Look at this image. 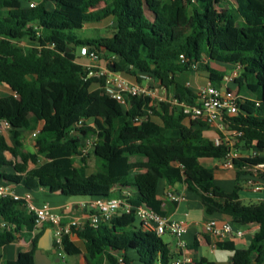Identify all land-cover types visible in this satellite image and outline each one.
I'll return each mask as SVG.
<instances>
[{"label": "trees", "instance_id": "1", "mask_svg": "<svg viewBox=\"0 0 264 264\" xmlns=\"http://www.w3.org/2000/svg\"><path fill=\"white\" fill-rule=\"evenodd\" d=\"M33 1L37 3L29 8ZM108 20L114 24L111 36H78L84 26ZM21 41L45 46L25 49ZM83 46L103 54L112 72L140 84V75L149 76L187 105H195L197 97L181 82L182 74L205 70L219 87L225 74L210 63L239 67L234 83L244 99L238 113L224 121V131L240 153L232 161L233 190L219 187L213 170L200 164L224 160L230 153V147L208 138L207 124H190L179 108L151 104L148 97L127 96L124 107L104 94L103 80L94 89L76 54ZM0 85L12 94L0 100V122L10 125L12 139L10 143L0 133V184L46 189L88 203L129 191L134 193L131 206L166 215L159 183H183L207 215L227 216L239 227L258 226L246 249L232 242L216 244L231 252V264H264V202H238L241 178L259 175L264 180V169L256 170L264 165V0H0ZM37 129L35 152H26L22 136ZM86 139L94 144L84 154ZM40 156L49 162L44 168L38 167ZM90 158L96 167L88 174ZM175 207L172 203L170 210ZM0 218L16 227L0 231V248L34 227L24 203L9 198H0ZM73 235L84 244L87 264H119V259L130 264L131 254L140 264L172 260L168 245L143 231L133 212H120L97 228L86 225ZM41 236L31 239L30 251L19 254L18 264H36ZM63 245L66 255L81 254L69 236ZM196 264L215 263L202 257Z\"/></svg>", "mask_w": 264, "mask_h": 264}, {"label": "built area", "instance_id": "2", "mask_svg": "<svg viewBox=\"0 0 264 264\" xmlns=\"http://www.w3.org/2000/svg\"><path fill=\"white\" fill-rule=\"evenodd\" d=\"M29 8L35 6V2L28 4ZM180 62H185V58L180 55ZM78 61L87 73L86 79L97 78L103 80L102 89L104 94L110 99L116 101L120 105L127 107L126 97H148L151 104L154 102H164L171 106V108H179L180 111L192 120H199L207 124L211 129L218 132L222 137L216 136L213 138L214 144H224L230 147V153L224 159V166L233 168V159L238 158L239 152L234 149V143L229 139L224 131V121L226 117L234 116L238 113V102L244 97L238 93L237 90L227 87L228 84L234 83V80L240 74V68L236 67L229 75L223 77L221 86H215L207 83L195 90L196 104L187 105L175 98L174 93L168 91L160 83L154 81L149 76L140 75V78L146 82L145 85L137 81H130L124 74L115 73L110 70L109 62L106 61L102 65L101 55L96 50H91L86 46L79 48ZM82 126V122L78 123V127ZM10 125L6 121L0 122V133L5 136L9 133ZM39 130L30 133L31 138H35ZM235 137H240L241 133H235ZM94 144L93 139H86L85 146L82 148V153H86ZM256 155V151L251 152ZM264 165H258L256 170L262 171ZM257 176V175H255ZM259 177V176H258ZM248 186H251L255 192L261 191L263 186L260 182H256L253 178L246 181ZM115 191V189L113 190ZM132 193L129 191H122L114 197L107 198L100 201H91L87 204L88 213L81 217H73L67 223L63 222V214L54 210L47 204L36 206L32 202L29 192L21 195L17 194L13 188L0 184V198L11 199L13 201L23 202L26 211L32 215L34 220V227L31 232L32 238L37 236L41 230L47 225L52 233V246L55 253L58 251L65 254L63 239L64 236H70L73 231H80L84 226L88 225L91 228H97L100 224L110 222L119 212L135 214L138 225L143 231L151 232L157 236L168 234L176 240V246L183 248L184 244L181 241L182 236L186 233L184 223L171 220L169 217L161 215L160 213L147 208L144 205L133 207L130 204ZM166 200L171 203H178L180 197L168 192ZM64 210H68L69 206H65ZM15 225L9 224L4 220H0V231L15 230ZM204 231L212 237L224 238L234 234L237 237L242 236V231L233 232L231 223L226 222L218 225L217 220H209L205 226ZM188 260L177 259L170 264H186ZM119 264H123L122 259H119Z\"/></svg>", "mask_w": 264, "mask_h": 264}, {"label": "crops", "instance_id": "3", "mask_svg": "<svg viewBox=\"0 0 264 264\" xmlns=\"http://www.w3.org/2000/svg\"><path fill=\"white\" fill-rule=\"evenodd\" d=\"M35 3L37 2L35 1ZM40 44L41 47L45 46V44L43 43ZM21 46L23 47L22 44ZM30 47L32 46L29 45V47L26 48L28 49ZM102 56L103 54H101L102 65H105V62L107 60ZM234 69H236V67L229 66L225 70H218V71L223 72L225 74L224 76H226L229 75L231 71H233ZM200 71L201 70L186 72V73H190V75L188 77L185 76L184 78L180 76L181 82L185 83L193 91L194 88L195 90H197V88H199L200 86L210 83L208 79V73H206V76H203L200 73ZM127 78L130 81H135L130 77ZM142 82L144 81L142 80L141 84ZM99 83H100L99 79L93 78L94 89L99 87ZM227 87H230L231 89L238 91V88L235 85V83L228 84ZM0 89L7 91L9 95H12L10 91L3 85H0ZM188 122L192 124L191 122H193V120L189 118ZM214 132L215 131L213 129L210 130V136H208L210 139L215 137ZM26 137L34 141V139L31 138L30 133H24L22 136V140ZM9 157H11L10 155H8L7 158L14 163L13 158L11 157L10 159ZM42 157L44 158V156ZM214 161L215 162H213V167H206V166L204 167L213 170L215 182L219 187H221L226 192H231L235 186V180H236V176L233 168L225 167L224 160H214ZM200 164L203 165L201 161ZM258 176L253 177V179L256 182L257 181L260 182V184H262L263 186L262 190L258 192H255L251 186H248L246 184V181L243 180V178L240 179L241 190L239 192V200H238L240 205L257 204L260 202H264V180L260 179V177ZM13 189L19 195L25 192H29L32 198V202L36 206L47 204L50 207H52L54 210L61 212L64 216L63 217L64 223H67L73 217L84 216L89 211L87 207L88 200L64 197L60 195L58 192L50 193L46 189H36L33 191H27L22 186L14 187ZM116 191L117 189L114 192ZM34 192H39V193L33 194ZM168 192H171L176 196L180 197V201L176 203V207L173 209V211L170 210L172 203L166 200V194ZM158 199L161 202L160 205L161 210L163 211V213L166 214L164 216L169 217L173 221L184 223L186 227V233L181 238V241L184 244L183 248H178L176 246V240L172 236L166 234L171 238V244H167L172 255L171 262L177 259H182V260H188L186 264H196L199 258L203 257L209 261L214 262L215 264H231V259H232L231 252L218 249L216 247V244L232 242L237 249H246L249 246L253 235L258 231L257 225L239 227L233 225L230 218L227 216L220 214L211 215V216L207 215L198 196L188 191L185 184L183 183H178L173 186H168L164 181H161L158 186ZM65 206H69V209L64 210L63 208ZM211 219L217 220L218 225H221L226 222L231 223L233 232L240 230L242 231V236L237 237L234 234L224 238L209 236L208 234L205 233L204 226ZM0 220L3 219L0 218ZM137 225H138V221H137ZM49 229H50L49 226L46 225L43 228V230H41L42 236L48 233ZM18 236H19L18 241L0 248V264H18L19 254L30 251L31 239H32L31 233L29 235L26 233H22V234H18ZM69 239L72 245L76 246L81 250V254L78 255L80 257V260L76 264H87L84 257L83 242L80 239H78L77 236L73 235V233L69 236ZM43 253L46 255V258L50 262V264H52L50 258V255L52 253L44 252V251ZM130 258L131 261L133 262L137 261V259L133 254L130 255ZM44 263L47 264L46 261H44Z\"/></svg>", "mask_w": 264, "mask_h": 264}, {"label": "rangeland", "instance_id": "4", "mask_svg": "<svg viewBox=\"0 0 264 264\" xmlns=\"http://www.w3.org/2000/svg\"><path fill=\"white\" fill-rule=\"evenodd\" d=\"M102 6L103 5L100 4L98 6V8H100ZM113 26H114V24H112V22L110 20H108L106 22H103V23H99V24H88L82 30L78 31V36L80 38H82V39H92V38H95V37L111 36L112 29L110 27H113ZM21 44L23 45L24 48L29 47V45L37 47V48H42L41 44L39 42L38 43H30L28 41H21ZM76 54L78 56V50H76ZM210 67L212 69H215V70L218 71V70H225L229 66L225 65V64H221V63L211 62L210 63ZM200 73L203 76H206L207 72L205 70H203V71L201 70ZM189 75H190V73H184L181 76H182V78H184L185 76L188 77ZM130 78L135 80L132 77H130ZM142 85H145V83L142 82ZM194 91H195V88H194ZM243 92L244 91L241 90L240 94H243ZM10 96L11 95H9L7 91H5L3 89H0V100H3V99L8 98ZM14 100H16V99H14ZM88 123L91 124L92 122H88ZM206 135L210 136V131L206 132ZM5 137L8 139V141L10 143L12 142V139H11L9 133L6 132L5 133ZM22 143L24 145V149H25L26 152H32V153L35 152V143H34L33 140H31V139L26 137V138H24L22 140ZM235 144H234V147H233L234 149H236ZM237 145H239V143ZM248 152L249 151H247V153ZM9 158L11 159V157H9ZM88 162H89L90 168L88 169L87 173L90 174V173L93 172V169H95L96 165H95L93 159H91V158L89 159ZM201 162H202L203 166L213 167V162H215V161L212 160V159H204V160H201ZM48 164H49V162L46 159H44L42 156H40V161H39L38 167L39 168H44ZM38 193L39 192H34L33 194H38ZM160 238H161V240L163 241L164 244H171V238L168 235H166V234L165 235H161ZM50 258H51L52 264H76L80 260V257L78 255H76V256H68V255L60 253L58 251L55 254H51ZM130 264H140V263L137 262V261H134V262L131 261Z\"/></svg>", "mask_w": 264, "mask_h": 264}, {"label": "water", "instance_id": "5", "mask_svg": "<svg viewBox=\"0 0 264 264\" xmlns=\"http://www.w3.org/2000/svg\"><path fill=\"white\" fill-rule=\"evenodd\" d=\"M44 252H51L52 254H55V249H53L52 246V233L49 229L48 233L44 234L38 241L37 249L35 251L34 259L36 264H45L44 261L47 262V264H50V262L47 260L46 255Z\"/></svg>", "mask_w": 264, "mask_h": 264}]
</instances>
